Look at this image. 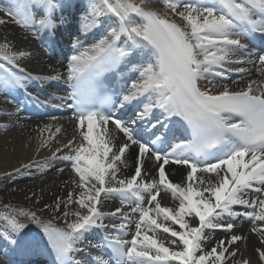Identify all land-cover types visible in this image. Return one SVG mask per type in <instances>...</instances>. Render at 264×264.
Listing matches in <instances>:
<instances>
[{
    "label": "snow or ice",
    "instance_id": "1",
    "mask_svg": "<svg viewBox=\"0 0 264 264\" xmlns=\"http://www.w3.org/2000/svg\"><path fill=\"white\" fill-rule=\"evenodd\" d=\"M148 2L152 0H89L82 31L103 27L102 17L114 19V25L93 45L90 54L71 57L65 81L71 91L60 97L70 101L68 108L75 109L73 119L87 146L82 142L77 147L69 140L64 145L68 154L58 157L54 152L51 157L71 162L81 189L76 199L71 192L64 201L57 198L53 210L60 211L62 203L65 209L76 203L84 211L65 210V227L53 226L51 220H42L35 211L0 212V220L7 225L0 229V240L21 256L50 248L53 264H81L73 253L81 250L78 245L86 233L100 230L104 233L103 242L92 245L99 250L90 257L92 264H225V254L229 252L225 241L220 240L205 251V230L231 233L232 221L237 218L264 222V90L254 94L253 81L246 89L232 91L225 86L213 93L200 83H212L211 78L223 77L230 70L226 66L243 63L231 59L237 52L251 55L242 39L264 40V0H160L163 13L146 8ZM66 6L64 0H14L7 11L22 27L54 32L56 12ZM169 13L179 17L180 22L171 19ZM5 23L0 19V24ZM29 55L13 50L7 40L0 43V60L5 62L0 64V87L26 89L28 79L61 80L60 75H19L17 61ZM145 57L146 63L138 62V58ZM258 63L259 70H264V55L258 57ZM122 65L139 72V77L128 92L113 101L110 95L101 93L98 78L118 71ZM235 71L244 72V68ZM260 87L264 89V85ZM141 97H146L147 102L138 119H146L156 110L168 120L179 117L187 125L191 140L172 145L170 152H164L160 145L167 142L170 129L163 120L134 128L97 107L119 103L123 108ZM35 100L39 102V97ZM110 121L126 138L115 152L110 141L93 134L98 125L107 126ZM60 131L59 127L55 129L56 133ZM42 143L46 146V142ZM130 144L138 147L135 173L131 178L118 179L117 162H122ZM145 158L158 162V180H143ZM170 163L188 169L184 182L174 183L168 178L165 166ZM198 173H215L218 179L205 180ZM161 189L178 200V206L163 207L158 199ZM252 192L260 195L251 199ZM102 195L119 199L130 210L117 207L110 213L102 212L98 207ZM146 195L148 207L144 206ZM235 206L245 210H235ZM136 214L138 219L133 220ZM69 215L75 219L68 221ZM109 217L119 218L120 222L104 223ZM186 217L196 220L197 225L193 226ZM224 217L229 219L225 221ZM30 223L42 230L46 246H41L38 237L29 235ZM133 224L132 238L124 239ZM251 230L258 232L264 243V227L253 226ZM158 232L177 238L171 244H182V249L165 246ZM242 238L233 234L227 244L233 245ZM257 252L264 262V251ZM236 254L230 253L233 258Z\"/></svg>",
    "mask_w": 264,
    "mask_h": 264
},
{
    "label": "bare ground",
    "instance_id": "2",
    "mask_svg": "<svg viewBox=\"0 0 264 264\" xmlns=\"http://www.w3.org/2000/svg\"><path fill=\"white\" fill-rule=\"evenodd\" d=\"M68 1H70V3L67 4L68 6L64 7L60 11L64 13L66 19L69 22L75 21L76 18L78 19V16V20H80L79 30L81 36L76 35V38H74L73 48H76V46L79 48V46L83 43V40L81 41V39H84L85 41L86 37L89 38L90 35L98 34L99 37L102 38L107 33V31H109V29H106V27L114 25V19L102 17L101 19L105 21L103 27L82 31V25L85 22L89 11V0H85V8H82L81 6L77 7L76 5L74 6V3H84L82 2L84 0ZM144 6L146 8L160 11L161 13L165 11L160 0H152V2H148ZM58 10L56 12V22L60 23V21H57V16L59 14ZM169 16L171 19H175L178 23L180 22L179 17L172 16L170 13ZM61 26L64 27L63 25ZM14 27L13 25L11 26V23L9 22L5 23L4 26H1L0 24V43H3L5 40H7V42L13 46V50L30 53L29 56L17 61L19 68L16 69V71L18 73H23V76H39L46 78L60 75L62 77L59 81H51L47 79H29V81H34L28 83V88L31 92L34 91L35 95L39 94V97L44 100L52 99V97L46 95V93H41L38 85L56 84L63 88V85L66 83L65 81L67 79L66 72L68 65L65 68V65L57 64V61L59 60L56 61L54 58L56 57L61 59V56L57 52H48L46 54L37 49L34 39L29 37L27 33H24V30L32 29L31 27L25 28L21 25H19L18 28ZM65 29L66 31L71 32L74 27L72 28L67 25ZM37 31L40 34V40L46 41L49 32L43 29H37ZM46 43L49 45V42ZM81 55H87V53H83ZM243 56L244 55H241V53L237 52V54L231 57V59L233 61H243ZM67 58L68 57L66 56V61L68 60ZM70 59L71 58H69V61ZM139 60H143V62L146 63L148 58H139ZM3 63L5 62L0 60V64ZM240 67H243L245 72L253 74V81L256 82L253 85L254 89L264 85V70H259V63L254 61L251 63L234 62L231 65L226 66V68L230 70H226L225 76L211 78L212 83L202 80L200 81L201 86L211 89L213 93H219L225 86L232 91L246 89L250 83L249 81L252 79L247 80L248 78H242L239 79L238 82L233 83L231 86L227 85L229 83H225V80L229 78L228 72L235 71L236 68ZM137 73L138 74L136 75V78L138 79L139 72ZM3 89L4 91H7L5 88ZM5 95L8 97L7 94ZM20 99L21 96L19 95H14L12 98L9 97V99L6 101L5 98L0 99V121L5 123L0 125V212H9L12 209L35 211L42 220H51L53 226L65 227V218L63 216V212L65 210L69 211L70 213L77 210L83 212L84 210L79 209V206L76 203L69 204L67 209L64 208L62 203L60 211H54L52 206H54L57 198H60L61 201L66 200L70 192L73 194L74 199L78 198V195L81 191V189L77 187L79 177L74 173L71 162L61 159H52L51 157L53 156L54 152L58 157L68 154L69 149L65 148L64 145L68 144L69 140H73L74 146L77 147L82 142L85 144V146H87V143L82 141V137L80 135L81 130L77 128L76 121L73 119L66 120L65 118H59L51 120L29 121L19 118L18 115L24 113L21 106L19 105V102L21 101ZM139 100L140 99H138V101ZM53 106L55 107L56 103L53 102ZM57 127L61 129L59 133L55 132ZM50 134L52 137L51 139H49ZM93 134L94 136H97L101 139L110 141L109 146L112 147L113 152H115L117 148L126 141V138L123 136V134L120 131H117L116 128L113 129L111 126L103 127L101 129L95 128ZM42 142H46V146L45 143ZM57 149L63 150L61 152H57ZM137 155V147L130 144L129 149L122 158V162H117L119 171L116 175L118 179H128L134 175ZM109 156H111V153H109ZM25 165L28 167H25ZM165 168L168 178L172 182L181 183L186 180L188 169L184 168V166L168 164L165 166ZM67 169L68 171H66ZM141 171L144 181L150 182L153 179L158 180L159 178L158 163H156L153 159L145 158ZM197 175L204 178L205 180L218 179L215 173H198ZM193 183H196L195 178ZM160 192L161 194L158 199L160 200V203L163 207L178 206L179 201L174 200L169 192H166L163 189H161ZM205 195H207V193H205ZM259 195L260 194L258 193L252 192L249 198L256 199ZM117 200L119 199L106 198L102 195L101 204L98 205V207L102 212L105 213H110L117 207H124L125 210H130L128 206H120ZM147 200L148 196L146 195L144 202L145 207L149 206ZM46 205L49 207L46 208ZM5 206H10V208H6ZM235 210L243 212L245 209L235 206ZM19 219L23 221V217H19ZM67 219L68 221H72L75 219V217L69 215ZM132 219H138V214L134 215ZM186 219H188L193 226L197 225L196 220H192L190 217H186ZM228 219V217H224L225 221ZM114 222L119 223V218L114 219L109 217L104 221L106 224H111ZM232 222L234 223V228L232 229L231 233L225 232L222 229L205 230V235L208 237V239L202 242L204 250L209 251L212 247L217 245L218 241L224 240L225 246L229 248V252L225 254L227 257L225 264H243L244 261H247V264H264V262L259 259V253L257 252V249L264 251V243H261L262 237L258 232H253L251 230L253 226L264 227V222H249L244 218H237ZM167 223L171 224L170 221ZM6 226V223L3 220H0V229H3ZM174 227L177 230H180L178 225H175ZM134 231L135 227L133 224L130 227L128 234L124 236V239L130 240ZM28 232L29 234L38 237L41 242L45 240L42 230L39 229L34 223L29 224ZM233 234L240 235L243 238L233 245H228L227 241ZM157 236L161 241L164 242L165 246H168L176 251L182 249V244H171V240L177 238H171L170 234L158 232ZM85 239L98 240L95 234L91 231L85 234L84 239L78 245L79 249L81 250L76 252L79 254H77L78 258L83 261L87 260L88 258H86L84 255H81V252L86 254L88 253V255L92 256L96 255V248L92 247V245H95L96 242L88 244L86 241V245L84 243ZM6 249L7 252H5ZM233 251L237 253L234 258L230 255V253ZM12 252L15 251L8 247L5 241L0 240V253L4 256L5 260L7 259V263L21 264L22 256L18 253V256L12 257L10 256ZM44 256H46L45 253L38 252L36 254L28 255L27 258L28 261L36 262L44 258ZM172 264H178V262H172Z\"/></svg>",
    "mask_w": 264,
    "mask_h": 264
},
{
    "label": "rangeland",
    "instance_id": "3",
    "mask_svg": "<svg viewBox=\"0 0 264 264\" xmlns=\"http://www.w3.org/2000/svg\"><path fill=\"white\" fill-rule=\"evenodd\" d=\"M0 19H3V20H5V21H7V22H9V23H11V26L13 25V27L14 28H18V24L13 20V19H11L10 17H9V15H8V12H4L3 10H1L0 9ZM5 24H1V26H4ZM109 28V27H108ZM64 118H68V117H64ZM1 123H3V122H1L0 121V124ZM70 170V169H69ZM66 171H68V169L66 170ZM71 171V170H70Z\"/></svg>",
    "mask_w": 264,
    "mask_h": 264
}]
</instances>
